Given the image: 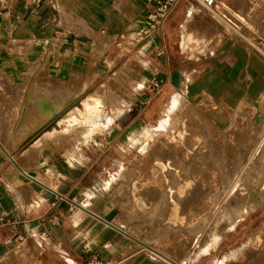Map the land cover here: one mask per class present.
I'll list each match as a JSON object with an SVG mask.
<instances>
[{"label": "crops", "instance_id": "crops-1", "mask_svg": "<svg viewBox=\"0 0 264 264\" xmlns=\"http://www.w3.org/2000/svg\"><path fill=\"white\" fill-rule=\"evenodd\" d=\"M154 1L0 0V213L7 220L0 264H27L32 255L41 264H161L115 223L107 171L151 140L177 96L220 129L245 109L253 127L264 124V57L219 14L243 12L245 0H216L214 11L178 0L136 42ZM259 33L255 41L264 27ZM156 74L164 85L154 92L148 86ZM97 102L113 107L99 105L88 122H77L76 109ZM106 113L112 119L94 124L102 132L81 165L53 153L55 130L67 136L69 124L89 125ZM72 140L70 153L87 142ZM32 162L47 166L24 171L22 163ZM138 188L137 197L146 192ZM253 221L223 236L215 264H264V220L250 230Z\"/></svg>", "mask_w": 264, "mask_h": 264}, {"label": "rangeland", "instance_id": "rangeland-1", "mask_svg": "<svg viewBox=\"0 0 264 264\" xmlns=\"http://www.w3.org/2000/svg\"><path fill=\"white\" fill-rule=\"evenodd\" d=\"M219 14L231 31H239L246 41L257 46L264 40V36L254 39L264 27V0L260 3L245 0L243 12L237 13L244 20L237 14L231 17L227 12L219 11ZM123 49L124 45L118 50ZM77 98L71 99L72 106L79 101ZM203 105L209 113L213 111L210 100L205 99ZM210 117L186 102L171 117V129L158 126L151 131V140L146 142L148 150L141 152L140 148L129 162L120 163L116 170L106 173L104 191L119 208L115 223L138 243L140 250L161 264H215L220 253H216L217 247L225 234L241 222L264 220V203H255L258 208L252 203L243 206L238 204L239 199L231 201L228 194L237 195L232 191L251 185V180L263 172L264 124L253 127L248 109L234 113L224 129L213 126ZM69 127L67 136L53 132L55 146L51 149L55 154L68 155L69 165H81L79 157L91 149V141L102 130L90 124L71 123ZM72 138L87 142L75 146V151L70 153ZM45 166L47 163H22L27 172ZM138 184L147 193L141 192L137 197ZM141 199L145 203L143 208L137 205ZM259 199L264 201V193ZM229 213L246 217L232 226ZM32 256L27 264H41Z\"/></svg>", "mask_w": 264, "mask_h": 264}, {"label": "bare ground", "instance_id": "bare-ground-1", "mask_svg": "<svg viewBox=\"0 0 264 264\" xmlns=\"http://www.w3.org/2000/svg\"><path fill=\"white\" fill-rule=\"evenodd\" d=\"M115 99V98H113ZM120 101V100H119ZM112 103V101H110ZM108 103V102H107ZM118 103V102H117ZM113 104V103H112ZM115 104V103H114ZM124 104V103H123ZM103 106L100 102H97L95 104H84V108L83 109H80V108H77L76 110L78 111L79 114L75 115V119L77 120V122H83V123H86L88 122L87 118L89 116H91L93 114V112L96 110L97 106ZM118 105V104H117ZM121 105V104H120ZM183 105H186V101L177 96L175 97L172 101H171V104L167 110V115L166 117L161 121L159 122V127L161 129H171L172 127L170 126L171 124V117L176 113V111ZM109 106L110 108H112L113 106L111 105H107ZM116 106V105H115ZM119 106V105H118ZM122 106V105H121ZM115 108V107H114ZM118 113V112H117ZM106 116H109L106 114H104L103 116L101 117H97V118H94L92 121V123L90 124L92 127H95L94 124L95 123H99L101 122ZM119 117V116H118ZM112 118L109 116L107 117V120H111ZM97 127H101L102 125H96ZM85 127V126H84ZM68 132V131H67ZM92 132V131H91ZM176 138V137H175ZM178 139V138H177ZM145 150H148L147 148V144H145L144 146L141 147V152H144ZM263 168V172L262 173H259L258 176L256 174V178H253L251 181H252V184L251 185H248V186H243L240 188V190L234 192L232 191L233 193H238L237 195L233 196L232 193H228L231 197H230V200L235 202V200L239 199V202L238 204H241L243 206L249 204V203H252L253 206L255 207V203H258V205H261V203H264V201L260 200L259 198L261 197V195L264 193V167ZM150 183V181H149ZM248 183L247 181H244V184ZM254 186V187H253ZM243 198H239V197H242ZM227 201L229 200V198L226 199ZM225 200V201H226ZM241 200V201H240ZM217 202H219L220 200H216ZM224 204V203H223ZM215 207V206H214ZM255 208H258V207H255ZM216 209V208H214ZM220 209V208H219ZM230 209L231 211H233V209L231 208H228ZM221 210V209H220ZM228 216V219L230 220L232 226H235L236 224H238L244 217L246 216H243V215H235V214H227ZM223 219V218H222ZM224 221V220H223Z\"/></svg>", "mask_w": 264, "mask_h": 264}, {"label": "built area", "instance_id": "built-area-1", "mask_svg": "<svg viewBox=\"0 0 264 264\" xmlns=\"http://www.w3.org/2000/svg\"><path fill=\"white\" fill-rule=\"evenodd\" d=\"M202 7L207 10L214 11L216 8L217 1L216 0H195ZM178 0H155L152 9L149 12L147 17L145 27L140 31L136 42H140L145 38L151 36L153 32H155L159 26L167 19L172 9L176 5ZM263 57H264V40H260V42L253 46ZM124 54L128 53L127 49H123ZM164 85V80L160 78L158 74H156L148 88L154 92L160 90V88ZM62 197V196H61ZM7 220L6 216L3 213H0V227L6 225ZM89 264H103L99 261H91Z\"/></svg>", "mask_w": 264, "mask_h": 264}]
</instances>
